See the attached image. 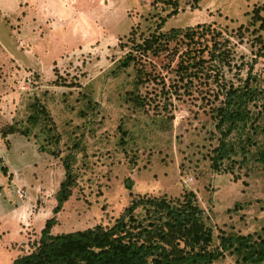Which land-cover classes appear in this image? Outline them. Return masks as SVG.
<instances>
[{
    "label": "rangeland",
    "instance_id": "1",
    "mask_svg": "<svg viewBox=\"0 0 264 264\" xmlns=\"http://www.w3.org/2000/svg\"><path fill=\"white\" fill-rule=\"evenodd\" d=\"M151 1L0 0V129L19 125L36 96L55 124L60 155L78 141L82 147L72 167L76 185L54 215L51 233L109 225L132 195L176 200L191 190L212 228L214 244L219 231L264 238V172L252 169L233 182L229 174L209 166L206 155L215 142L209 135L211 96L205 84L197 82L189 93L175 95L174 61H168L165 51L147 54L139 86L145 108L132 109L124 101L133 70L112 72L126 51L119 43L130 29L146 34L156 15H164ZM177 2V13L162 30L209 23L224 35L245 26L251 8L264 4ZM251 29L249 25L241 41L230 37L235 61L254 57ZM253 71L264 87V57H256ZM118 124L126 131L124 144H119ZM33 132L36 137L9 134L7 143L0 137V166L6 167L5 175L0 172V264H9L38 238L44 220L53 215L54 192L63 176L60 159L37 150L44 134ZM211 264L235 263L225 255Z\"/></svg>",
    "mask_w": 264,
    "mask_h": 264
},
{
    "label": "trees",
    "instance_id": "2",
    "mask_svg": "<svg viewBox=\"0 0 264 264\" xmlns=\"http://www.w3.org/2000/svg\"><path fill=\"white\" fill-rule=\"evenodd\" d=\"M157 3L165 13L156 15L153 25L146 27L147 33L136 34L130 29L125 42L119 43L126 51L117 59L112 72L129 67L133 70L131 89L125 92L124 101L132 109L144 110L147 100L139 92L145 80L143 56H158L165 51L168 61H174L170 72L175 95H180V90L189 93L197 82L208 88L211 104L207 114L213 128L209 135L215 142L206 155L210 168L229 174L233 182L241 175L247 177L252 169L264 172V87L253 71L256 57H264V15L260 14L264 4L251 8L245 26L240 24L232 34L224 35L209 23L164 31L161 28L177 13L178 2L151 1L153 5ZM249 25L250 42L257 45L254 57L250 61H235L230 37L241 41ZM163 97L168 99L167 91ZM116 128L119 144H124L126 131L121 124ZM33 129L44 134L38 152L59 158L63 176L54 192L53 215L44 220L29 250L16 255L9 264H211L225 255L231 256L235 264H264V238L259 235L219 231L217 243H213L212 228L191 190L176 200L163 195H132L109 225L96 223L84 229L51 233L56 223L54 215L76 185L72 167L82 147L78 141L60 155L55 124L36 96L28 103L24 120L19 125L9 123L1 127L0 137L5 143L9 134L36 137ZM0 172L5 175L6 167L1 165ZM125 180L129 189L130 183ZM241 183L245 185L244 180Z\"/></svg>",
    "mask_w": 264,
    "mask_h": 264
}]
</instances>
